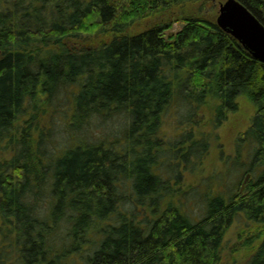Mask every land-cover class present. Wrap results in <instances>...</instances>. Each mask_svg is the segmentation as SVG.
<instances>
[{
  "label": "trees",
  "instance_id": "trees-1",
  "mask_svg": "<svg viewBox=\"0 0 264 264\" xmlns=\"http://www.w3.org/2000/svg\"><path fill=\"white\" fill-rule=\"evenodd\" d=\"M195 1L0 0V156L11 155L0 159V264H264V63L194 15L169 37V23L131 33ZM240 1L264 24V0ZM242 96L255 106L248 151L227 171L244 180L207 200L195 222L180 190L176 199L182 175L158 170L163 154L176 168L202 157V116L220 127ZM174 102L191 130L168 142L163 118ZM115 115L128 119L123 137L85 133ZM59 126L69 134L61 149Z\"/></svg>",
  "mask_w": 264,
  "mask_h": 264
},
{
  "label": "rangeland",
  "instance_id": "rangeland-1",
  "mask_svg": "<svg viewBox=\"0 0 264 264\" xmlns=\"http://www.w3.org/2000/svg\"><path fill=\"white\" fill-rule=\"evenodd\" d=\"M226 1L198 0L192 2L186 10H179L177 8L172 12L154 15L138 22L131 29V33L139 34L153 26L169 23L172 28L169 32H166V37H169L171 34L175 35L184 26L183 14L217 21L220 5ZM110 37H112L110 32L104 33L99 37V42H109ZM239 105V110L231 113L220 127L214 126V119L207 111L202 116L200 127L195 135L196 140L202 141L206 139L208 143L207 151L202 157L190 158L187 164L184 163L183 166L181 165L179 168H176L175 166H169L167 163V160L172 158L171 152H165L163 154L164 157L162 156L163 160L158 170L164 177L171 179L175 171H179V174L182 175L180 180L181 184L176 188V199H179L180 190V198L184 201L185 210L195 222L204 218L207 200H211L222 194L224 195L225 193L238 192L244 180L242 173L240 174L233 170L228 174L227 171L230 166V161L236 158V152L240 151L243 154V158L246 157L248 146L242 141V138L245 131L251 126L252 119L255 115V106L246 96L239 98ZM182 113L184 111L178 102L172 103L169 107L163 118L161 133V136L166 141L169 142L179 139L183 133L191 130L190 124H182ZM128 123V119L124 115L98 117L93 120L91 126L85 133L88 131L91 136L90 139L94 142L100 141L101 139L114 141L119 137H123V134L128 128ZM68 136L69 134L63 126H59L56 131V147L58 149H61L66 144V139L69 138ZM10 156V154L4 153L0 156V159L9 158ZM182 187L186 192L182 191ZM242 224V222L237 221L227 232L225 237V261H228L231 257L229 252L230 247L238 243V227Z\"/></svg>",
  "mask_w": 264,
  "mask_h": 264
},
{
  "label": "water",
  "instance_id": "water-1",
  "mask_svg": "<svg viewBox=\"0 0 264 264\" xmlns=\"http://www.w3.org/2000/svg\"><path fill=\"white\" fill-rule=\"evenodd\" d=\"M218 26L239 41L254 59L264 63V24L240 1L221 3ZM250 175L243 183L242 191Z\"/></svg>",
  "mask_w": 264,
  "mask_h": 264
},
{
  "label": "flooded vegetation",
  "instance_id": "flooded-vegetation-1",
  "mask_svg": "<svg viewBox=\"0 0 264 264\" xmlns=\"http://www.w3.org/2000/svg\"><path fill=\"white\" fill-rule=\"evenodd\" d=\"M245 186H246V185H245ZM245 186H244V188H245ZM242 187H243V185H242ZM244 188H243V189H244Z\"/></svg>",
  "mask_w": 264,
  "mask_h": 264
}]
</instances>
